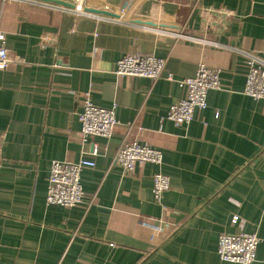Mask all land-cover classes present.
<instances>
[{
    "label": "crops",
    "instance_id": "crops-1",
    "mask_svg": "<svg viewBox=\"0 0 264 264\" xmlns=\"http://www.w3.org/2000/svg\"><path fill=\"white\" fill-rule=\"evenodd\" d=\"M123 16L104 19L0 1L9 60L0 70V264H236L219 235L255 234L264 264V101L243 94L246 54L264 57V0H83ZM166 60L174 80L197 65L221 71L222 89L186 126L166 118L184 96L175 81L118 77L116 61ZM115 108L111 138H79L82 95ZM149 132L159 166L123 174V141ZM88 159L81 204L46 206L50 162ZM169 178L162 207L152 177ZM236 216L237 221L232 223ZM168 222L150 240L146 224Z\"/></svg>",
    "mask_w": 264,
    "mask_h": 264
},
{
    "label": "built area",
    "instance_id": "built-area-1",
    "mask_svg": "<svg viewBox=\"0 0 264 264\" xmlns=\"http://www.w3.org/2000/svg\"><path fill=\"white\" fill-rule=\"evenodd\" d=\"M0 1L2 3L30 1L45 9L86 14L81 10L83 0H64L74 4L76 6L74 10L32 0ZM125 12L121 10L120 14H117V18L123 16ZM100 17L108 20L115 19L106 16ZM3 40L4 34L0 32V70H5L9 63L7 51L2 44ZM165 64V59L156 58L152 55L128 54L116 61L114 74L118 77L147 78L152 82L162 77L168 81H175L184 90V96L169 107L166 118L176 127L186 126L206 109L208 92L222 89L221 71L204 64H198L194 76L174 80L169 73H165ZM245 70L243 94L252 100L264 101V57L254 53L246 54ZM78 121L80 123L78 135L81 142L92 137L109 139L118 125L115 118V108L96 106L92 103L89 92L82 95ZM114 162L122 169L123 174H127L132 173L136 166L144 164L159 166L162 163V154L149 145V132L142 131L135 140L123 141L120 144ZM93 166L94 162L88 159H81L78 162L51 161L48 169L45 205L69 209L81 204L83 197L80 183L81 172L83 168ZM169 187L167 176L160 172L153 174L151 193L155 204L162 207V195L169 190ZM236 221L237 217L234 216L232 223ZM146 226L150 230V240H152L157 234L169 231L171 225L165 220H161L157 225L148 223ZM259 242L260 240L255 234L223 233L218 237L217 256L223 262L251 264L255 260V251Z\"/></svg>",
    "mask_w": 264,
    "mask_h": 264
},
{
    "label": "water",
    "instance_id": "water-1",
    "mask_svg": "<svg viewBox=\"0 0 264 264\" xmlns=\"http://www.w3.org/2000/svg\"><path fill=\"white\" fill-rule=\"evenodd\" d=\"M32 1L45 2V3L67 8L69 10H74L76 8L74 4L64 1V0H32ZM81 10L91 15L106 16V17H112V18L118 17L117 15L112 14L105 10H95V9H90V8H85V7H82Z\"/></svg>",
    "mask_w": 264,
    "mask_h": 264
}]
</instances>
